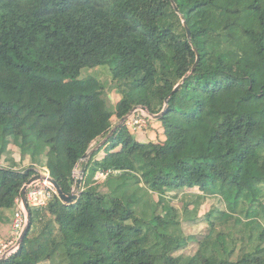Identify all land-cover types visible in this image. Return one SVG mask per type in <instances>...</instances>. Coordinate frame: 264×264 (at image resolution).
Listing matches in <instances>:
<instances>
[{"label": "trees", "instance_id": "obj_1", "mask_svg": "<svg viewBox=\"0 0 264 264\" xmlns=\"http://www.w3.org/2000/svg\"><path fill=\"white\" fill-rule=\"evenodd\" d=\"M173 1L178 12L170 0H0V222L36 166L69 194L113 119L159 113L169 96L144 127L161 136L124 122L90 155L74 202L28 206V231L0 264H264V0ZM190 191L225 209L178 254L184 219L162 203Z\"/></svg>", "mask_w": 264, "mask_h": 264}, {"label": "rangeland", "instance_id": "obj_2", "mask_svg": "<svg viewBox=\"0 0 264 264\" xmlns=\"http://www.w3.org/2000/svg\"><path fill=\"white\" fill-rule=\"evenodd\" d=\"M91 73L94 76H96L97 78L102 77V75L104 76L106 73L105 67H97V68L93 69L91 71ZM112 94H113L114 100H116V95L114 93H112ZM132 118H130L129 120H132ZM118 121H115V119H113V121H112L114 123L113 125H115ZM136 130H141V132L144 131V136L142 137L143 140H150V139L156 140V138L160 135L158 132L159 129H157L156 124L154 125V127L149 128L148 133L145 131V129L143 127L139 128L136 126ZM103 138H101L97 142H95L93 144V146H91L88 151L95 148L103 140ZM102 147L103 146H100L98 149H100ZM101 151H102V149H100L98 151V153ZM15 156L18 158L17 153H15ZM27 164H28V162H26L24 165H27ZM81 165H82L81 162L77 165V167L75 169L76 170L75 171V177L77 176V172H79ZM34 170H35L34 174L44 175V174L48 173L46 167L36 166L34 168ZM166 195H167V197L165 199L167 201L165 200V202H163L162 204H166L167 202H170L172 204L175 203L178 206V208L180 209L181 214L183 216V219H184V221L182 222L183 223V232L185 233V235H187L189 237L186 246L183 249H180V251H178L177 253L178 254H180V253L192 254L196 250L197 239H199L200 236L205 234L207 227H208V225L205 223L203 217L207 213H209L211 210H214V209L223 210V209H225V205L223 204V202H221L216 197H206V196L202 197L200 192L190 191V192H187L183 195L182 194L175 195L174 193L166 194ZM155 199L157 201H161V197H159V196H155ZM185 203H186V206H185ZM188 203H189V205H187ZM12 219H13V217H12ZM8 228H9V225H8ZM32 232H33V228L31 229L30 233H32ZM47 264H52V263H47Z\"/></svg>", "mask_w": 264, "mask_h": 264}, {"label": "built area", "instance_id": "obj_3", "mask_svg": "<svg viewBox=\"0 0 264 264\" xmlns=\"http://www.w3.org/2000/svg\"><path fill=\"white\" fill-rule=\"evenodd\" d=\"M130 118H132V120H129ZM150 119H153V117L149 113L137 108L129 116L126 124L130 128L136 130V126L144 128ZM75 171L76 170H74V173ZM106 174L107 172L97 171L94 175V180L96 182H101L106 177ZM46 175H49V171ZM56 195V190L53 184L47 179L42 178L35 179L27 185L25 196L28 206L44 208ZM26 222L27 213L23 206L21 197L19 196L15 200L14 215L11 221L10 229L8 230V238L0 240V257H4V259H6L18 250L20 245L18 239L26 225Z\"/></svg>", "mask_w": 264, "mask_h": 264}, {"label": "water", "instance_id": "obj_4", "mask_svg": "<svg viewBox=\"0 0 264 264\" xmlns=\"http://www.w3.org/2000/svg\"><path fill=\"white\" fill-rule=\"evenodd\" d=\"M175 11L178 12V7L177 5L175 4V2L173 0H170ZM181 19H182V22H183V26L185 28V31H186V34H187V38L188 40L191 39V33H190V29L187 25V22L185 21L183 15L180 16ZM194 51L196 52V55H197V59L192 67V71L194 70L196 64L198 63L199 61V57H198V52H197V49L194 48ZM186 80V77L182 79V81L180 83H178L174 89L171 91V93L169 95H172L174 92H176L178 89H180V87L182 86V83ZM168 97H166L165 99V103H164V110L160 111L159 113L157 114H151L148 112V110L146 109V107L144 106H135L133 107L126 115H124L122 118L119 119V121L112 127V129L108 132V134L103 138V140L95 147L93 148L92 150L90 151H87L85 152L82 157H81V168L79 170V172H77V176L75 177V183L73 185V188L71 190V192L69 194H65L63 192V190L61 189V187L58 185V183L50 176V175H42V174H35L33 176H31L27 181L26 183L23 185L22 189H21V200H22V203H23V206L27 212V222H26V225L24 227V229L22 230L20 236H19V239H18V242L21 243L23 237L25 236V234L27 233L28 231V228H29V214H28V204H27V201H26V188H27V185L32 182L33 180L35 179H47L48 181H50L53 186L55 187V190H56V194H57V197L62 200L64 203L66 204H69V203H72L74 202L80 192H81V185H82V181H83V177H84V173H85V166H86V163H87V160L89 159L90 155L95 151L97 150L100 146H103L107 140L110 138V136L112 135V133L118 128L120 127L121 125H123V123L127 120V118L130 116V114L132 112H134V110H136L137 108H140L142 110H144L145 112L149 113L154 119H157L159 117L162 116V114L165 112L166 110V107H167V100H168ZM4 260V257H0V261Z\"/></svg>", "mask_w": 264, "mask_h": 264}, {"label": "crops", "instance_id": "obj_5", "mask_svg": "<svg viewBox=\"0 0 264 264\" xmlns=\"http://www.w3.org/2000/svg\"><path fill=\"white\" fill-rule=\"evenodd\" d=\"M102 151L98 153V156H102L104 154V147L101 148ZM102 158V157H101ZM11 218L7 222H0V240H5L8 238V230L10 229ZM9 225V228H8ZM8 229V230H7ZM7 233V234H6ZM40 237V238H39ZM30 238L33 239L32 245H30V249L33 250V256L36 261H42L41 259L47 254L46 249L47 246L45 242L42 240V237L38 235V231H34L31 233ZM49 261H42L39 264H47Z\"/></svg>", "mask_w": 264, "mask_h": 264}, {"label": "clouds", "instance_id": "obj_6", "mask_svg": "<svg viewBox=\"0 0 264 264\" xmlns=\"http://www.w3.org/2000/svg\"><path fill=\"white\" fill-rule=\"evenodd\" d=\"M157 114V113H156ZM154 119V118H153ZM127 121V120H126ZM126 121H125V123H126ZM88 161V160H87ZM81 162V161H80ZM47 169V168H46ZM48 170V169H47ZM33 175H35V174H33ZM32 175V176H33ZM50 175V174H49ZM74 176H75V173H74ZM81 187H82V185H81ZM20 197H21V195H20ZM27 213V212H26Z\"/></svg>", "mask_w": 264, "mask_h": 264}]
</instances>
